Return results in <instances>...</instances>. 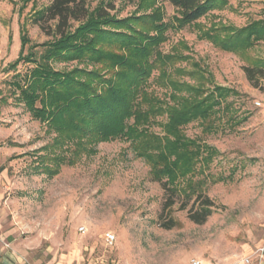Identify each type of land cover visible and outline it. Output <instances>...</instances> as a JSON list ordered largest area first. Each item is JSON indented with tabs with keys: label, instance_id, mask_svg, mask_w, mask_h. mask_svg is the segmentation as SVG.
<instances>
[{
	"label": "rangeland",
	"instance_id": "374dc122",
	"mask_svg": "<svg viewBox=\"0 0 264 264\" xmlns=\"http://www.w3.org/2000/svg\"><path fill=\"white\" fill-rule=\"evenodd\" d=\"M99 1L91 0L93 6ZM50 2L0 0V98H5L0 101L1 202L5 227L13 228L24 264H192L195 259L235 264L257 252L264 244V112L255 101H264V77L256 87L243 67L251 63L248 57L264 61V41L240 55L222 50L201 34L213 24L243 27L264 19V0H228L223 9L202 17L200 27L182 28L176 27L177 8L168 0L157 2L163 21L172 25L162 49H177L186 59L175 67L203 78L174 75L192 83L203 81L208 91L219 85L235 91L216 107L220 110L212 117L213 131L204 130L201 121L184 127L189 137L219 152L204 175H195L199 180L208 174L204 193L214 202L201 224L189 217L199 202L193 198L183 208L182 193L170 213L163 210L169 194L128 140L101 141L93 146L95 151L74 156L72 165L63 163L56 174L45 171L54 164L48 161L53 150L44 146L56 133L32 117L12 83L21 79L17 73L25 74L34 64L22 61L16 70L8 68L19 56L24 31L31 39L24 54L33 44L52 38L33 21L35 11ZM115 3L121 16L138 10L136 4ZM53 65L65 69L77 63ZM158 74L149 89L162 97L166 89L157 83ZM152 129L162 131L158 125ZM169 216L174 225L166 228L160 222ZM109 231L117 239L112 247L104 240Z\"/></svg>",
	"mask_w": 264,
	"mask_h": 264
},
{
	"label": "trees",
	"instance_id": "16d2710c",
	"mask_svg": "<svg viewBox=\"0 0 264 264\" xmlns=\"http://www.w3.org/2000/svg\"><path fill=\"white\" fill-rule=\"evenodd\" d=\"M115 1L100 0L93 6L91 0H51L35 11L33 21L52 38L33 44L24 54L31 43L24 31L19 56L9 63L8 69L13 70L22 61L34 64L25 74L17 73L21 79L12 83L19 93L18 100L32 117L56 133L52 143L44 146L53 150L48 161L54 166L44 169L56 174L63 163L72 165L74 158L84 151H95L93 146L101 141L128 140L137 157L150 165L152 178L168 192L163 210L170 213L182 193L183 208L193 198L199 202L196 210H190V219L204 223L214 202L204 193L208 174L199 180L195 175H204L219 152L189 137L184 127L201 121L204 130L213 131L211 120L220 110L216 107L235 91L221 85L208 91L203 81L192 83L174 75L203 78L175 67L186 59L177 49H162L168 39L166 31L172 25L163 21L158 0H120L137 5L138 10L127 16L117 12ZM168 1L178 10L174 17L177 28L200 27L202 17L228 4V0ZM201 38L222 50L246 55L264 41V19L243 27L213 24L203 30ZM248 59L251 63L243 69L257 87L259 77H264V61ZM54 61L77 65L57 69ZM156 71L157 83L166 89L162 97L149 89ZM224 108L228 109L229 104ZM155 125L162 131L153 130ZM159 219L162 221L163 212ZM160 223L171 228L174 220L169 216Z\"/></svg>",
	"mask_w": 264,
	"mask_h": 264
},
{
	"label": "crops",
	"instance_id": "0c3cea01",
	"mask_svg": "<svg viewBox=\"0 0 264 264\" xmlns=\"http://www.w3.org/2000/svg\"><path fill=\"white\" fill-rule=\"evenodd\" d=\"M2 170L0 168V173ZM1 200L2 193L0 190V264H24V251L22 252L18 248L19 244L17 238L14 237L15 232L13 228H10V226L5 227V220L3 218L5 205ZM261 247H264V244ZM235 264H264V252L262 254L254 251L248 253L244 257L238 258Z\"/></svg>",
	"mask_w": 264,
	"mask_h": 264
},
{
	"label": "built area",
	"instance_id": "2783aa9c",
	"mask_svg": "<svg viewBox=\"0 0 264 264\" xmlns=\"http://www.w3.org/2000/svg\"><path fill=\"white\" fill-rule=\"evenodd\" d=\"M256 105L260 108H262L263 112H264V101L263 100H256L255 101ZM84 228H81V230H83ZM104 240H105V243H106V246L108 247H112L115 243H116V235L109 231L105 234L104 236ZM257 252L259 253H263L264 252V247H261L257 250ZM247 261H249V259H247ZM192 264H202V262L200 260H193L192 261Z\"/></svg>",
	"mask_w": 264,
	"mask_h": 264
}]
</instances>
